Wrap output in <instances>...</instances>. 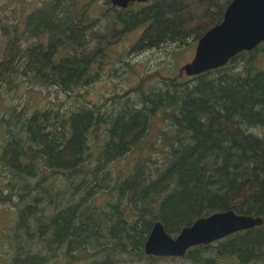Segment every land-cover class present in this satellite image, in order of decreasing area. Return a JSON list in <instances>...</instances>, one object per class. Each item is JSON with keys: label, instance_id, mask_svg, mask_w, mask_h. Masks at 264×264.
Listing matches in <instances>:
<instances>
[{"label": "trees", "instance_id": "trees-1", "mask_svg": "<svg viewBox=\"0 0 264 264\" xmlns=\"http://www.w3.org/2000/svg\"><path fill=\"white\" fill-rule=\"evenodd\" d=\"M232 1L107 8L100 19L110 17L111 38L90 37L91 9L80 0H42L27 15L18 18L13 9L0 18V100L18 92L19 75L76 98L66 108L18 103L0 116V201L16 213L5 260L264 264V225L194 247L183 258L144 251L156 222L175 237L218 212L264 219V69L258 64L264 42L196 77L153 76L161 83L153 90L142 81L105 103L80 102V89L101 72L106 49L98 47L113 44L121 23L124 32L147 25L131 53L181 48L220 24Z\"/></svg>", "mask_w": 264, "mask_h": 264}, {"label": "rangeland", "instance_id": "rangeland-1", "mask_svg": "<svg viewBox=\"0 0 264 264\" xmlns=\"http://www.w3.org/2000/svg\"><path fill=\"white\" fill-rule=\"evenodd\" d=\"M41 1L0 0V18L3 17L5 20V15L10 14L13 9H17L15 16L18 18L27 15L33 8L39 6ZM79 3L90 7V19L97 18L99 20L102 16V11L106 9L103 0H80ZM142 7L144 6L135 7L134 11ZM105 18L108 19L110 17L107 16ZM146 26V24L137 26L130 32H124L123 25L118 27L116 33L117 39L110 46L111 48L103 53V57L100 59L102 68L98 78L91 85L80 89L84 93L80 102L87 104L105 103V100L111 94H123L134 88L137 89L142 81L147 84L146 90H153L158 84H161L158 82L160 81L158 78L168 76L175 79L180 75L182 67L194 58L197 42L190 40V44H187V46L178 48L171 45L162 51L147 53L129 52L138 42ZM101 29L104 32L106 31V34L111 38L107 28ZM1 41H3V36L0 32V50L4 47ZM24 46L27 47V44ZM258 64L261 69H264L263 49H260ZM92 74L97 75V72ZM153 76H156L158 81ZM181 77L183 79L189 78L185 74H181ZM15 80L19 84L18 92L6 95L0 100V116L8 107L17 106L18 103H20V108L25 106L30 109L39 106L42 108L51 103L62 104L64 108L70 105L76 106L75 97L67 96L57 88L52 87L48 89L46 87L34 86L30 78L22 75H19ZM3 181L4 176L0 173L2 185H4ZM0 194L5 196L1 190ZM3 203V201H0V264H10L11 262L4 258L10 249V245L6 243V235L9 233V226H12L15 221L16 213L13 208Z\"/></svg>", "mask_w": 264, "mask_h": 264}, {"label": "water", "instance_id": "water-1", "mask_svg": "<svg viewBox=\"0 0 264 264\" xmlns=\"http://www.w3.org/2000/svg\"><path fill=\"white\" fill-rule=\"evenodd\" d=\"M105 1L125 9L130 3L149 0ZM263 42L264 0H233L223 21L198 41L194 58L182 67L181 74L191 78L222 68L238 54L253 51ZM263 225L264 219L260 217L231 210L199 218L173 237L161 222H156L144 251L147 256L158 258H183L194 247L210 245Z\"/></svg>", "mask_w": 264, "mask_h": 264}, {"label": "flooded vegetation", "instance_id": "flooded-vegetation-1", "mask_svg": "<svg viewBox=\"0 0 264 264\" xmlns=\"http://www.w3.org/2000/svg\"><path fill=\"white\" fill-rule=\"evenodd\" d=\"M104 1V3H105V8L107 9V8H109V9H113L114 11H120V10H129V9H131L132 7H139V6H144V7H147V6H150L151 5V3L153 2V1H164V0H149V1H147V2H145V3H139V2H133V3H130L129 4V6L127 7V8H125V9H123V8H120V7H118V6H114L112 3H111V1H105V0H103ZM166 1H170V0H166ZM105 9V10H106ZM103 14V13H102ZM128 18H130V16H128ZM110 23H111V19L110 18H105V19H97V18H93V19H90V17H89V23L86 25V27H88L89 28V35H90V37H92L93 39L94 38H96V36L98 35V33H101V34H104V33H106V31L104 32L101 28H107V30H108V27H109V25H110ZM120 25H124L125 26V24L123 23H121ZM124 29V28H123ZM98 30V31H97ZM96 40V39H95ZM106 43H107V41H106ZM105 43V44H106ZM262 44V43H261ZM260 44V45H261ZM97 45H98V43H96V42H94V44H93V46L94 47H97ZM111 47H109V48H104L103 46H101V47H98V50L99 51H102V50H104V49H106L105 51H107V50H109ZM257 48V47H256ZM96 51V50H95ZM95 51L92 53V55L93 56H95L96 57V54H95ZM251 52V51H250ZM243 53V52H242ZM249 231V230H248ZM244 232V231H243ZM240 233V232H239Z\"/></svg>", "mask_w": 264, "mask_h": 264}]
</instances>
